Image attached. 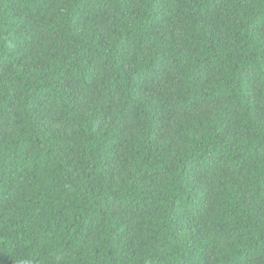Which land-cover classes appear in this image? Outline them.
Segmentation results:
<instances>
[{
    "label": "trees",
    "instance_id": "16d2710c",
    "mask_svg": "<svg viewBox=\"0 0 264 264\" xmlns=\"http://www.w3.org/2000/svg\"><path fill=\"white\" fill-rule=\"evenodd\" d=\"M0 264H264V0H0Z\"/></svg>",
    "mask_w": 264,
    "mask_h": 264
}]
</instances>
